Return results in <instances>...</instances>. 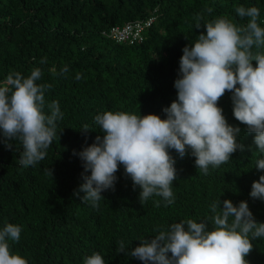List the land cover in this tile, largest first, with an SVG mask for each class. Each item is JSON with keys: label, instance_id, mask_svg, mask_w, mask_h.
<instances>
[{"label": "trees", "instance_id": "obj_1", "mask_svg": "<svg viewBox=\"0 0 264 264\" xmlns=\"http://www.w3.org/2000/svg\"><path fill=\"white\" fill-rule=\"evenodd\" d=\"M240 6L257 7L264 28V0H0V84L9 73L27 77L40 68L37 83L51 85L44 111L50 114L47 105L55 101L63 114L45 159L35 165H21L22 143L13 139L7 147L0 131V230L9 223L21 227L19 241L9 242L13 254L28 264H84L93 253L105 264H143L127 254L140 240L187 219L204 221L212 230L210 206L220 200L223 208L226 199L235 206L246 201L254 219L264 223V200L250 196L253 182L264 175L256 168L264 153L254 143L256 134L235 119L228 91L217 106L228 124L240 129L237 142L243 147L207 173L196 167L190 149L183 157L170 149L176 161L173 203L155 194L141 202V188L123 165L96 206L82 202L85 194L79 190L91 173L78 154L97 136L103 138L95 117L122 111L166 119L163 110L178 99L174 84L182 78L183 48L206 34L205 24L216 18L246 26L250 18L238 15ZM150 17L155 19L143 30L142 41L109 36L115 26ZM121 241L125 251L118 253ZM251 242L245 259L264 264V237Z\"/></svg>", "mask_w": 264, "mask_h": 264}, {"label": "clouds", "instance_id": "obj_2", "mask_svg": "<svg viewBox=\"0 0 264 264\" xmlns=\"http://www.w3.org/2000/svg\"><path fill=\"white\" fill-rule=\"evenodd\" d=\"M236 12L241 18H250L246 26L216 18L205 24L206 34H199L191 47L183 48L182 78L174 84L178 99L163 110L166 119L122 111H106L95 117L103 138L97 136L95 143L78 154L85 172L91 173L80 185L85 194L82 202L96 206L103 198L102 191L113 188L115 173L123 165L134 186L141 188V202L155 194L173 203L176 161L170 149L180 157L190 149L196 167L205 173L209 166L226 163L243 147L237 142L240 129L229 125L217 106L226 91L232 93L235 119L256 134L254 143L264 153V50H260L264 49V28L258 24L257 7L240 6ZM253 46L258 50L253 52ZM41 77L42 70L34 68L27 77L9 73L0 84V131L7 147L11 148L7 142L13 139L22 143L20 164L25 167L45 159L57 135L56 121L63 115L55 101L47 105L50 114L45 113V92L51 85L38 84ZM256 168L264 170V159L257 161ZM250 196L264 200V175L253 182ZM156 204L159 206V201ZM220 204L219 200L210 206L212 230L204 221L187 219L158 230L151 240H140L127 254L143 264H249L245 257L253 249L251 240L264 237V223L254 219L246 201L235 206L226 199L223 208ZM20 234L21 227L16 224L0 230V264H28L10 249L9 242H18ZM124 251L121 241L117 252ZM84 264H105V260L93 253Z\"/></svg>", "mask_w": 264, "mask_h": 264}, {"label": "built area", "instance_id": "obj_3", "mask_svg": "<svg viewBox=\"0 0 264 264\" xmlns=\"http://www.w3.org/2000/svg\"><path fill=\"white\" fill-rule=\"evenodd\" d=\"M155 17H150L144 21H134L128 22L124 26H115L110 32L109 36L113 37L116 41H128L129 43H135L137 41H142L143 30L149 26Z\"/></svg>", "mask_w": 264, "mask_h": 264}]
</instances>
